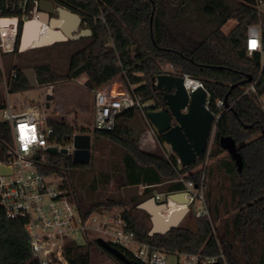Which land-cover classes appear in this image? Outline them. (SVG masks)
I'll return each instance as SVG.
<instances>
[{
  "label": "trees",
  "instance_id": "obj_1",
  "mask_svg": "<svg viewBox=\"0 0 264 264\" xmlns=\"http://www.w3.org/2000/svg\"><path fill=\"white\" fill-rule=\"evenodd\" d=\"M50 1L78 13L82 24L91 31L88 37L75 41L82 46L70 56L62 77L71 79L85 74L93 88L120 77L130 93L153 103L145 108L147 113L166 109L163 90L153 84V78L162 73L178 76L186 73L202 82L211 101L225 99L231 109L217 121L210 148L207 146L186 166L180 165L171 152L164 154L139 147L138 108L121 111L112 130L91 131L76 128L64 118H47V125L53 129L52 140L57 144H66L74 133H79L91 134L94 141L104 138L118 145L122 151L118 189L139 184L143 187L140 196L148 197L154 195L151 192L156 186L162 188L158 193H169L183 189L184 180L199 183L203 178L208 214L194 217L189 211L176 227L164 234L148 235L149 216L136 207L139 197L124 198L120 190L115 195L98 190L99 183L108 184L112 173L92 174L88 181L87 175L92 171H88L89 163H73L70 154L62 153H46L41 171L61 178L59 186L84 217L123 208L120 215L139 242L177 255H196V264L219 255L222 257L218 258V264H264V113L256 96L244 93L261 70L260 54L253 52L248 56L245 50L248 25L260 23L264 51V15L258 14L253 0ZM3 5L4 0H0V7ZM230 19L236 24L224 33L222 27ZM17 50L16 44L10 53ZM164 65L173 70L162 69ZM25 68L34 70L39 85L53 84L60 78L46 62ZM11 71L15 76L7 79L9 94L31 88L21 65L6 67L7 75ZM247 76L250 81H245ZM262 84L261 80L259 91ZM2 102L0 94V108ZM222 136H231L237 144L242 157L239 171L218 144ZM157 138L164 142L160 134ZM10 139L9 125L0 121V156L3 142ZM95 248L101 247L94 241L80 244L68 239L63 243L62 253L68 264H91ZM0 264H39L31 255L23 221L7 217L1 206Z\"/></svg>",
  "mask_w": 264,
  "mask_h": 264
},
{
  "label": "built area",
  "instance_id": "obj_2",
  "mask_svg": "<svg viewBox=\"0 0 264 264\" xmlns=\"http://www.w3.org/2000/svg\"><path fill=\"white\" fill-rule=\"evenodd\" d=\"M253 5L259 15H264V0H253ZM38 6L39 0H4L3 8L0 7V54L15 49L21 24L36 19ZM9 20H15L17 25H8L6 22ZM39 27L38 34L45 36L49 26L42 22ZM245 50L248 56L253 52L260 54L261 70L244 93H253L264 113V51L261 47L260 23L247 26ZM14 76L15 72L11 71L8 75L2 74L0 78V94L3 95L0 121L9 125L11 134L10 142H3L4 151L0 156V163L11 169L10 174H0V206L7 217L23 221L32 257L37 259L39 264H68L62 253L64 241L70 239L79 243L77 238L90 239L88 231H94L100 233L98 237L137 264H167L169 252L137 241L120 213L94 212L100 216V220L97 225H90V221L95 222L93 213L84 217L76 203L59 186L58 178L53 176L54 174L47 175L41 171L40 165L45 163L47 148L56 147L58 151L65 150V154L71 155L74 150L72 139L76 133L71 136L70 142L57 144L52 140L53 129L47 125V118L52 115L45 104L16 106L11 103L8 100L7 79ZM180 76L188 94L198 88L205 90L199 79L186 73ZM261 80L263 84L259 91L257 86ZM116 85H120L121 89H115ZM205 92L204 107L213 115L212 135L217 121L227 109H231V104L226 105L222 99L211 101L209 93L206 90ZM150 105H153L151 101H142L139 95L130 93L127 86L118 79L111 80L101 87L93 88L90 129L112 130L121 111L129 108L145 109ZM183 184V189L179 191L185 192L189 211L194 217L207 215L203 178L199 183L184 180ZM166 195L167 193H156L154 196L157 201L165 200L168 210L178 207L171 206L173 202L167 199ZM183 255L187 260H194L196 264V255ZM221 257H206L201 263L217 262Z\"/></svg>",
  "mask_w": 264,
  "mask_h": 264
},
{
  "label": "water",
  "instance_id": "obj_3",
  "mask_svg": "<svg viewBox=\"0 0 264 264\" xmlns=\"http://www.w3.org/2000/svg\"><path fill=\"white\" fill-rule=\"evenodd\" d=\"M61 13L74 19L72 26L53 25L60 20ZM36 21L39 22V26L43 22L51 30L61 31V33L53 41L30 46L35 39V35L26 36L25 29L26 25L30 23V26H33V29L36 30L38 27ZM81 21V16L78 13L63 6H55L50 0H39L36 19L28 20L20 26L18 49L25 50L50 45L58 41L77 40L89 36L91 34L90 29H80L78 32H74ZM14 25H17L16 21ZM23 73L30 87L38 85L33 69H26ZM250 80V76L245 79V81ZM88 84L91 86L89 81L86 82V85ZM153 84L163 90L166 109L149 110L146 116L156 132L162 136L164 142L169 146L170 152L176 156L178 163L186 166L206 150L211 136L213 115L204 107L206 92L202 88H198L188 94L183 86L182 77L168 73L157 75L153 78ZM237 85L236 83L233 86ZM48 98L51 97L47 96L46 99ZM225 104L227 105L226 102ZM90 140L89 134L76 133L73 135L74 150L71 153L73 163L88 164L90 162ZM218 144L230 156L239 171L242 166V157L237 150L235 140L231 136H222L218 139ZM47 152L49 154H65V150L58 151L56 147L47 148ZM10 173L11 169L0 163V174ZM140 188L139 184L124 185L121 187V194L124 198L139 197L141 195ZM166 196L178 207L168 210L166 201H157L154 195L136 204L138 209L145 211L149 216L150 229L148 235L166 233L171 228L176 227L189 211L188 198L185 196L184 191L169 192ZM95 242L122 263L137 264L104 239L97 237ZM210 264L218 263L212 262Z\"/></svg>",
  "mask_w": 264,
  "mask_h": 264
},
{
  "label": "rangeland",
  "instance_id": "obj_4",
  "mask_svg": "<svg viewBox=\"0 0 264 264\" xmlns=\"http://www.w3.org/2000/svg\"><path fill=\"white\" fill-rule=\"evenodd\" d=\"M236 24L234 19L228 20L222 27L224 33H228ZM80 29H89L82 23L77 27L74 32H78ZM88 37V36H84ZM78 40V39H77ZM77 40H65L52 43L55 44L52 48H46L39 50L41 47H48L50 45H44L34 48H27L25 50H17L14 53L0 54V70L3 75H7L6 67H11L16 63L21 65L24 70L31 69L25 68L27 65L38 62L49 63L56 73L60 76L53 84H43L31 87L28 90L18 91L8 94V100L16 106L29 105L30 103H38L40 105L47 103L49 112L52 117L64 118L68 123L74 125L76 128L84 127L85 129L91 128L92 112H93V87L89 84L86 85L87 76L81 74L78 77L67 79L62 77L64 75L70 56L82 46V43H75ZM71 41V42H69ZM18 46V45H17ZM13 52V51H11ZM162 69L172 71L173 68L169 65L162 66ZM121 81L126 85V82L120 78L115 77L112 80ZM115 89H121L120 85H116ZM51 97L46 99V97ZM140 119L139 127L136 129L141 130L139 135V147L146 151H161L166 154L170 152L169 146L165 142H161L157 138V132L153 125L150 123L146 116L145 109H139ZM149 111V110H148ZM150 123V124H149ZM91 130V129H90ZM92 131V130H91ZM90 162L87 177L90 181L92 174L98 175L100 172L112 173L111 178L107 185L99 183L98 190H103L106 194L115 195L118 192L119 184L121 182V174L119 171L121 148L108 139L101 138L97 141L93 140L90 134ZM212 135L209 139L208 148L211 145ZM210 162V160H206ZM87 171V170H83ZM78 174V172H75ZM61 181V178L53 175ZM161 186L153 188L151 194H156L161 191ZM141 186L140 191L142 192ZM151 196V195H150ZM148 196V197H150ZM139 196L138 202L148 198ZM193 209V206H191ZM123 208H112L111 214L120 213ZM95 222H89L90 225H97L100 216L93 213ZM186 216V215H185ZM184 216V217H185ZM90 239L82 240L77 238V242L84 243L85 241H94L95 238L100 235L98 232L88 231ZM110 253L101 248H95L91 255V264H124L117 258H111ZM114 257V256H113ZM167 264H195L194 260H187L183 254L168 253Z\"/></svg>",
  "mask_w": 264,
  "mask_h": 264
},
{
  "label": "bare ground",
  "instance_id": "obj_5",
  "mask_svg": "<svg viewBox=\"0 0 264 264\" xmlns=\"http://www.w3.org/2000/svg\"><path fill=\"white\" fill-rule=\"evenodd\" d=\"M8 25H14L15 24V20H9L6 22ZM37 28L36 30L33 29V26H30V23H28L26 25V29H25V35L26 36H33L35 35V39L31 42L30 46L35 45V44H40L42 42H47V41H53L55 38H57V35H59V33H61V31H53L50 28H48L47 33L42 36H40L38 34L39 32V22H37ZM74 23V19L68 15H65L63 13H61V17L60 20L58 22H55L53 25L54 26H61V27H70L72 26ZM175 203H171V206H175Z\"/></svg>",
  "mask_w": 264,
  "mask_h": 264
},
{
  "label": "flooded vegetation",
  "instance_id": "obj_6",
  "mask_svg": "<svg viewBox=\"0 0 264 264\" xmlns=\"http://www.w3.org/2000/svg\"><path fill=\"white\" fill-rule=\"evenodd\" d=\"M53 3H54V2H53ZM54 5H55V3H54ZM81 19H82V18H81ZM81 23H82V21H81ZM81 23H80V24H81Z\"/></svg>",
  "mask_w": 264,
  "mask_h": 264
},
{
  "label": "snow or ice",
  "instance_id": "obj_7",
  "mask_svg": "<svg viewBox=\"0 0 264 264\" xmlns=\"http://www.w3.org/2000/svg\"><path fill=\"white\" fill-rule=\"evenodd\" d=\"M253 46H254V42H253Z\"/></svg>",
  "mask_w": 264,
  "mask_h": 264
}]
</instances>
